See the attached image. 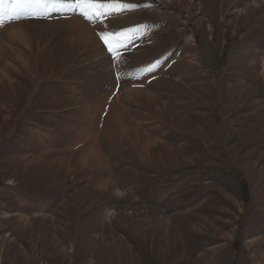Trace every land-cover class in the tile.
<instances>
[{
	"label": "rangeland",
	"instance_id": "374dc122",
	"mask_svg": "<svg viewBox=\"0 0 264 264\" xmlns=\"http://www.w3.org/2000/svg\"><path fill=\"white\" fill-rule=\"evenodd\" d=\"M98 2L0 0V264H264V0Z\"/></svg>",
	"mask_w": 264,
	"mask_h": 264
},
{
	"label": "snow or ice",
	"instance_id": "6c2138e0",
	"mask_svg": "<svg viewBox=\"0 0 264 264\" xmlns=\"http://www.w3.org/2000/svg\"><path fill=\"white\" fill-rule=\"evenodd\" d=\"M51 3L64 4L65 0H51ZM67 6L69 8L80 10V15L85 16V18H91L93 16H96V13L99 12L101 8L105 7V5L99 3L98 0H67ZM135 7L136 5H128V4L122 5V8L124 9L135 8ZM91 9H95L96 12L91 11ZM49 10H54V9H49ZM100 15L102 16L104 15V13H100ZM98 34L100 40L103 42V45L107 48V52L111 54L112 60L115 62L118 59L117 52L119 51V49L114 48L112 46V41L109 39V36L116 34L115 33L109 34L108 32H105L103 29H101ZM116 43L123 44L124 42L122 40H117ZM159 63L160 61H156L155 63H150L146 67L141 68L140 71L143 72L145 75L151 74L159 66ZM117 80L119 81V77H117Z\"/></svg>",
	"mask_w": 264,
	"mask_h": 264
},
{
	"label": "bare ground",
	"instance_id": "6f19581e",
	"mask_svg": "<svg viewBox=\"0 0 264 264\" xmlns=\"http://www.w3.org/2000/svg\"><path fill=\"white\" fill-rule=\"evenodd\" d=\"M87 37H88V36H87ZM121 124H122V123H121ZM125 124H127V123H125ZM125 124H124V125H125ZM121 128H122V126H121ZM104 186H105V185H104ZM7 205H8V204H7ZM17 212H18V211H17Z\"/></svg>",
	"mask_w": 264,
	"mask_h": 264
}]
</instances>
